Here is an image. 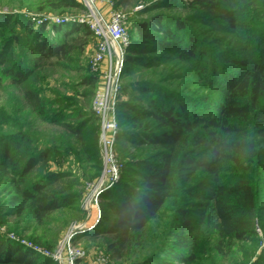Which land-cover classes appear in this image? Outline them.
<instances>
[{
	"label": "trees",
	"instance_id": "trees-1",
	"mask_svg": "<svg viewBox=\"0 0 264 264\" xmlns=\"http://www.w3.org/2000/svg\"><path fill=\"white\" fill-rule=\"evenodd\" d=\"M112 1L136 14L134 35L122 57L128 67L118 73L120 90L115 96L118 125L120 120L132 126H119L114 145L119 144L124 153L128 144L152 151L130 159L127 166L123 163L119 179L100 189L94 227L85 234L100 239L110 259L124 260L118 264H186L195 258L207 228L220 243L252 241L256 197L251 159L257 142L262 156L259 170L264 173V25L255 33L251 16L263 10L264 0L160 3L182 9V17L152 13L150 4L155 0ZM24 4L27 11L40 15L37 23L27 16L0 13V28L7 35L0 44L4 74L0 90L5 91L6 79L24 108L56 127L59 136L83 144L86 126H93L96 135L99 131L91 108L97 77L86 75L83 89L68 103L57 100V105L69 108L68 114L51 110L54 104L39 94L35 84L41 71L60 66L59 60L82 46V36L93 35L85 23L69 19L71 12L87 9L80 0H25ZM189 23L206 24L234 39L232 51H224L221 62H212L209 82L216 97L190 104L161 90L156 81L128 79L129 70L140 72L164 59L151 55L156 51L171 52L187 62L201 60L206 51H200L202 42L191 34ZM120 95L128 101L118 102ZM8 121L0 113V177L9 185L17 216L25 215L41 226L52 213L67 210L71 222L81 220L84 183L97 181L101 174L96 148L77 152L78 160L82 157L79 176L51 170V162L74 147L58 141L33 149V139L26 133L5 128ZM4 222L0 217V224ZM152 225L163 231H153ZM40 243L49 251L55 248L43 238ZM216 249L221 253V247ZM136 255L134 261L129 258ZM257 262L264 264V251ZM0 264L57 262L0 234Z\"/></svg>",
	"mask_w": 264,
	"mask_h": 264
},
{
	"label": "rangeland",
	"instance_id": "rangeland-1",
	"mask_svg": "<svg viewBox=\"0 0 264 264\" xmlns=\"http://www.w3.org/2000/svg\"><path fill=\"white\" fill-rule=\"evenodd\" d=\"M25 0H0V13H9L12 15L27 16L33 23H37L39 14L36 12H30L25 9ZM178 1L184 2L189 0H155V3L150 4L152 13L161 12L164 14L179 16L184 15L182 9L173 6L167 8L161 6L160 3L169 2L177 3ZM83 4V2L81 1ZM84 5V4H83ZM114 6V5H113ZM153 7V8H152ZM103 8V10H101ZM87 9V8H86ZM95 13L102 14L103 17H107L106 5H93L91 8ZM90 9V10H91ZM90 10L86 12H71L69 14L70 20L81 22L90 15ZM124 13V28L126 40L125 42L114 43L116 51L122 52L120 60L117 64L118 73L122 67H126L128 64L122 63V57L126 52V48L130 43L134 35V29H132V21L136 19V14L133 10H122ZM46 15H49L47 13ZM51 16V15H49ZM55 17V16H52ZM256 24L251 27L255 33H258L261 26L264 25V7L263 10H257L255 14L251 16ZM188 28L192 35L198 37L202 42V50L206 52L200 59L184 61L177 58L171 52L156 51L154 54L157 56H165L164 59L155 66H148L141 68L138 72L129 70L128 79H149L156 81L160 84L161 90L168 92L170 95H175L182 102L199 101L202 98H214L217 93L214 87L210 84V70L213 60L217 63L222 61V54L224 51H232L229 47L233 43L234 39L231 36L223 35L222 33L215 31L210 26L203 23H189ZM5 28H0V44L7 35H4ZM48 32L51 33V29L48 26ZM82 46L75 49L68 57L59 60L60 66L56 68H46L41 71L39 76L41 79L35 84L39 94L54 104V108L51 110L58 111V113L68 114L69 108H62L57 105V100L63 99L65 103H68L72 98L76 97L77 90L83 89L81 83L86 75H94L98 81L100 79V72L94 71L90 65L91 56L97 51L98 43L94 35H90L87 38L82 36ZM128 67V66H127ZM56 69V70H54ZM128 71V69H127ZM0 77H4V74L0 68ZM118 77V76H117ZM97 81V82H98ZM5 91L0 90V113L6 114L9 118L8 124L5 125L6 129H10L16 132L26 133L32 140L31 147L33 149H42L44 146H48L54 143L68 142L74 147V151L67 156H60L57 160L51 162V170L65 171L69 170L74 175L79 176L81 174V159L78 157L84 148L91 150L92 147L98 151L100 157V146L98 141V134H95L93 126H86L83 131L84 143L73 142L65 137L59 136V131L56 127L42 121L38 118L29 108H24L21 105L20 98H16V92L11 86L8 85L7 80H4ZM128 97L120 95L118 102L128 101ZM53 107V106H52ZM119 126L130 127L132 125L122 123L119 120ZM10 127V128H8ZM61 135V134H60ZM85 146V147H83ZM115 151L117 156L126 164L130 159L146 156L152 150L146 147H140L128 144L126 146L125 153L119 149V144H115ZM259 142L256 143L255 154L251 159V176L253 178L252 188L255 192V209L254 214V230L255 235L252 241L243 240H228L225 239L222 243L218 242L216 235L213 231L207 228L204 237L199 243L198 250L195 251L194 259L186 264H256L260 258V255L264 251V173H261L259 168L262 165V156L260 151ZM83 148V149H82ZM89 167V164H86ZM96 180L84 183V197H89L93 190V183ZM97 189L98 195L100 189ZM10 188L7 181L0 177V217L5 220L4 224H0V234L8 237H13L16 241L25 239L40 247L46 248L45 245L40 243V238L50 244L56 245L59 240L65 235V233L73 226L85 225L81 230H76L72 234V243L85 251V257L78 260L77 264H118L124 260L113 261L105 252L104 246L100 239H91L85 233L93 229L92 222L95 221L93 215L97 209V203L90 199L83 204L86 206L85 214L78 222H71L69 215L71 212L67 210H59L50 215L44 225H36L35 223L28 221V218L23 216H17L15 213V207L10 204ZM95 225V224H94ZM31 227V230H29ZM86 227V228H85ZM87 227L90 230H85ZM29 228V229H27ZM152 229L155 232L160 233L161 226L152 225ZM33 234L34 238H31ZM217 245L221 247V253L216 249ZM99 255H103L105 261L99 262L97 258ZM139 256H130L131 260L137 259Z\"/></svg>",
	"mask_w": 264,
	"mask_h": 264
},
{
	"label": "built area",
	"instance_id": "built-area-1",
	"mask_svg": "<svg viewBox=\"0 0 264 264\" xmlns=\"http://www.w3.org/2000/svg\"><path fill=\"white\" fill-rule=\"evenodd\" d=\"M87 9L93 5H106L107 17L95 13L92 9L90 15L81 20L85 23L94 37L97 39V51L91 56L90 65L94 71L100 72V79L93 92L91 108L98 118L99 134L98 141L101 157V174L95 183L89 197L83 199L85 205L90 199L98 201L99 187H104L117 179L123 169V161L117 156L114 147V139L119 131V125L115 118L116 95L120 90L118 83L117 64L122 52L116 51L114 43L125 42L124 13L117 8L112 0H80ZM86 209V206H83ZM73 225L59 240L53 251L40 247L25 239L17 241L24 247L31 248L42 256L51 257L57 264H77L78 260L85 257L84 249L72 243ZM83 228V227H82ZM82 228L78 229L81 230ZM103 255H99L97 261H105Z\"/></svg>",
	"mask_w": 264,
	"mask_h": 264
},
{
	"label": "water",
	"instance_id": "water-1",
	"mask_svg": "<svg viewBox=\"0 0 264 264\" xmlns=\"http://www.w3.org/2000/svg\"><path fill=\"white\" fill-rule=\"evenodd\" d=\"M83 224L86 225V223H83ZM85 225H77V226L73 229V231H76V230L82 228V227L85 226Z\"/></svg>",
	"mask_w": 264,
	"mask_h": 264
},
{
	"label": "crops",
	"instance_id": "crops-1",
	"mask_svg": "<svg viewBox=\"0 0 264 264\" xmlns=\"http://www.w3.org/2000/svg\"><path fill=\"white\" fill-rule=\"evenodd\" d=\"M101 10H103V8H101ZM95 216H96V211L94 212V215H93L94 219H95Z\"/></svg>",
	"mask_w": 264,
	"mask_h": 264
}]
</instances>
